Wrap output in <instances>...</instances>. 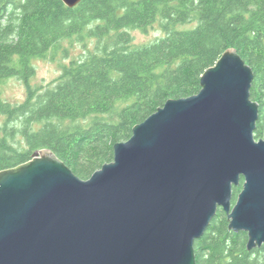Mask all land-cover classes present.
I'll return each instance as SVG.
<instances>
[{
	"label": "water",
	"instance_id": "1",
	"mask_svg": "<svg viewBox=\"0 0 264 264\" xmlns=\"http://www.w3.org/2000/svg\"><path fill=\"white\" fill-rule=\"evenodd\" d=\"M252 73L227 49L198 94L164 102L87 180L49 149L0 171V264H196L194 241L219 208L229 230L247 234L248 251L262 247L264 140L253 138Z\"/></svg>",
	"mask_w": 264,
	"mask_h": 264
},
{
	"label": "trees",
	"instance_id": "2",
	"mask_svg": "<svg viewBox=\"0 0 264 264\" xmlns=\"http://www.w3.org/2000/svg\"><path fill=\"white\" fill-rule=\"evenodd\" d=\"M156 23L161 36L135 42L132 31ZM62 43L83 52L51 83L30 85L34 60L68 56ZM227 49L253 72V138L264 140V0H82L72 9L61 0H0V85L19 79L26 90L18 104L0 97V171L49 149L89 179L164 102L198 94L201 75ZM225 215L219 208L194 241L196 264H264V245L248 251L247 234L229 230Z\"/></svg>",
	"mask_w": 264,
	"mask_h": 264
},
{
	"label": "rangeland",
	"instance_id": "3",
	"mask_svg": "<svg viewBox=\"0 0 264 264\" xmlns=\"http://www.w3.org/2000/svg\"><path fill=\"white\" fill-rule=\"evenodd\" d=\"M194 25L180 26L179 29L185 30L192 29ZM132 36L136 43H146L153 39L161 36L158 24L148 30L147 33H142L140 31H132ZM63 47L69 49L68 56L64 57L61 52L57 51L50 53L44 59H36L33 61L34 66V76L30 79L29 84L32 86H46L47 83H51L61 74V65L67 63L69 59L75 57V55L81 54L83 52L82 47L78 44L72 46L67 43H62ZM19 79H9L5 83L0 85V97L11 104H18L23 102L26 95V90L24 84H22Z\"/></svg>",
	"mask_w": 264,
	"mask_h": 264
}]
</instances>
